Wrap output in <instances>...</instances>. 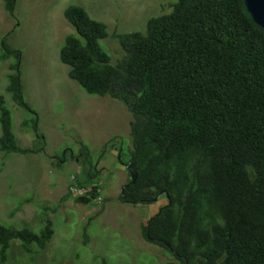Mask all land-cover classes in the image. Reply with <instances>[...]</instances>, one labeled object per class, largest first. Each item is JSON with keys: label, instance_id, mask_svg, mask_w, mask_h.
Listing matches in <instances>:
<instances>
[{"label": "trees", "instance_id": "obj_1", "mask_svg": "<svg viewBox=\"0 0 264 264\" xmlns=\"http://www.w3.org/2000/svg\"><path fill=\"white\" fill-rule=\"evenodd\" d=\"M4 2L13 15L16 0ZM64 16L76 29L60 50L69 77L133 114L128 169L137 177L124 185L122 202L167 196L142 224L143 237L181 264H264V28L245 1L177 0L170 12L148 20L146 33L115 35L126 53L116 64L100 44L110 35L105 22L79 4ZM12 57L6 91L36 113L23 93L22 50L5 36L0 59ZM7 101L0 92V150L42 153L44 139L19 143ZM89 187L97 197L98 185ZM54 236L48 215L38 232L0 220V264L9 263L13 240L39 252Z\"/></svg>", "mask_w": 264, "mask_h": 264}, {"label": "rangeland", "instance_id": "obj_2", "mask_svg": "<svg viewBox=\"0 0 264 264\" xmlns=\"http://www.w3.org/2000/svg\"><path fill=\"white\" fill-rule=\"evenodd\" d=\"M175 1L16 0L11 15L0 0V48L7 36L11 47L22 50L23 93L36 113L25 111L6 91L14 57L0 59V92L13 111L19 143L46 140L42 153L0 150V220L38 232L48 215L55 229L43 251L36 252V245L28 251L13 240L8 264H181L171 251L143 237L152 206L120 197L132 180L133 114L109 94L86 92L60 59L66 36L76 34L64 16L69 5H82L107 24L110 35L100 44L116 64L126 53L115 35L146 33L148 20L170 12ZM73 176L88 186L97 184V197L75 198L69 189ZM21 198L31 201L18 204ZM164 198L160 195L156 206H163Z\"/></svg>", "mask_w": 264, "mask_h": 264}, {"label": "water", "instance_id": "obj_3", "mask_svg": "<svg viewBox=\"0 0 264 264\" xmlns=\"http://www.w3.org/2000/svg\"><path fill=\"white\" fill-rule=\"evenodd\" d=\"M245 5L249 13L257 24L264 28V0H244ZM133 163L128 165V168L132 170ZM136 174L132 173L131 182L134 183L136 180ZM125 186L123 187L124 191ZM161 211V210H160Z\"/></svg>", "mask_w": 264, "mask_h": 264}, {"label": "built area", "instance_id": "obj_4", "mask_svg": "<svg viewBox=\"0 0 264 264\" xmlns=\"http://www.w3.org/2000/svg\"><path fill=\"white\" fill-rule=\"evenodd\" d=\"M69 189L75 198L84 197L91 193V188L87 185L78 184V182L75 180V176L72 177V182Z\"/></svg>", "mask_w": 264, "mask_h": 264}, {"label": "crops", "instance_id": "obj_5", "mask_svg": "<svg viewBox=\"0 0 264 264\" xmlns=\"http://www.w3.org/2000/svg\"><path fill=\"white\" fill-rule=\"evenodd\" d=\"M163 196H165L166 198H164V200L162 201V203L161 204H164V205H166L167 204V202H168V199H167V196L166 195H163ZM141 204H143V203H141ZM145 204H147V203H145ZM149 205H151L152 207H151V209H152V211H153V213H156V212H158L159 210H160V208L162 207L161 205V207L159 208V206L157 205L156 206V204H155V201L153 202V203H149ZM163 205V206H164ZM152 213V214H153Z\"/></svg>", "mask_w": 264, "mask_h": 264}]
</instances>
